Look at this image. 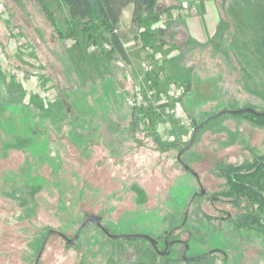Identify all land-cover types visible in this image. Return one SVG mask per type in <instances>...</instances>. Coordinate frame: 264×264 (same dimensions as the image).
<instances>
[{
	"label": "rangeland",
	"instance_id": "374dc122",
	"mask_svg": "<svg viewBox=\"0 0 264 264\" xmlns=\"http://www.w3.org/2000/svg\"><path fill=\"white\" fill-rule=\"evenodd\" d=\"M159 1L147 30L124 10L123 58L106 32L69 35L60 0H43L47 11L0 0V264H34L50 229L72 238L87 214L111 234L162 245L198 191L183 164L208 196L224 187L215 166L264 160V121L218 115L264 111V0H216L215 34L203 41ZM200 211L216 218L188 207L177 234L187 256L264 253L263 226L232 230L223 213ZM149 245L88 223L73 244L50 236L38 264H134Z\"/></svg>",
	"mask_w": 264,
	"mask_h": 264
},
{
	"label": "trees",
	"instance_id": "16d2710c",
	"mask_svg": "<svg viewBox=\"0 0 264 264\" xmlns=\"http://www.w3.org/2000/svg\"><path fill=\"white\" fill-rule=\"evenodd\" d=\"M38 1L40 2L43 10L47 11L45 5L43 4V0ZM60 1L67 7L70 24L69 35H72L76 28H81L82 31H88V33L106 32L109 37L110 45L119 54H121L123 58H126V53L120 42V36L117 33V29L124 7L129 3L132 4L131 22L137 27H145L144 30L149 29V22H152L150 16L159 14L160 12L159 9L157 10L159 6V0ZM171 7L172 6L166 7L165 10H168ZM132 114L136 115V112L133 111ZM241 115H244L245 117H248L249 119L258 123L264 121V117H257L251 113L245 112ZM216 170L218 172L217 175L224 179V187L219 189L217 195L223 198H235L236 204H242L245 202L247 203V208L230 213L232 217L239 222V224L236 225L242 226L243 228L264 226V223H261V219L264 216V160L262 162H254L250 165L249 163L243 164L236 168H230L226 165L218 166ZM234 171L237 173L234 175V179L230 181V178L227 176V174L233 173ZM230 182L233 186H231ZM206 198L209 199L210 195L206 196ZM221 213H223V216L226 214L225 212ZM203 216L210 218L208 215H206V213H203L202 217ZM169 231L166 232L168 238H176L178 236L176 228L172 229V233L170 234ZM52 235L58 234H51L50 236ZM61 238L64 239L63 237ZM48 239L44 245V248L48 242ZM43 251L38 259L37 264L41 259Z\"/></svg>",
	"mask_w": 264,
	"mask_h": 264
},
{
	"label": "crops",
	"instance_id": "0c3cea01",
	"mask_svg": "<svg viewBox=\"0 0 264 264\" xmlns=\"http://www.w3.org/2000/svg\"><path fill=\"white\" fill-rule=\"evenodd\" d=\"M163 2L172 6L168 9V12L174 15L175 20L173 21L185 26L195 41H203L215 34L219 11L216 6V0H163ZM127 8L129 10L128 20L131 21L132 4L129 3L122 11L119 24L123 22V13ZM262 236L264 239V233ZM238 252H242V249H238ZM238 252L233 249L227 252L226 255L217 252L216 254H209L196 259L191 257L188 259H176L175 257L160 256L149 245L141 248L134 264H264V253L254 256L252 261L249 259H241L242 261H240L238 260V257H240Z\"/></svg>",
	"mask_w": 264,
	"mask_h": 264
},
{
	"label": "flooded vegetation",
	"instance_id": "af4514ba",
	"mask_svg": "<svg viewBox=\"0 0 264 264\" xmlns=\"http://www.w3.org/2000/svg\"><path fill=\"white\" fill-rule=\"evenodd\" d=\"M259 161L262 162V160H259ZM223 165H226L230 168H236L242 164L233 165L232 161H229L228 163L222 164L221 166H223ZM201 166H204L206 170H210L209 169L210 165L206 166V163H203V165H201ZM244 166H246V165H244ZM183 168L197 180V185H198V191L193 192L192 195L190 196V199H191L192 196L195 194L193 199H192L191 204L189 205V207H191V205H192L193 208H196V210H198L200 212L199 213L200 216H202L200 210L206 211L207 208H210L213 211H217V212L218 211L219 212H225L226 213L225 216H218L221 219V221L230 222L232 225V227H231L232 230L233 229L238 230V231H239V229L241 230L243 227L236 225V224H239V222L236 219H234L230 213L247 208V203L245 202L242 204H236L235 198H223V197L217 195L216 193H212V194H210V198L208 199V201H206L205 204H202L201 203L203 201L202 198L207 196L208 190L206 188H204V184L202 183V181H200V179H199L200 174L197 171H195V169L193 167H190L188 165L183 164ZM214 169H217V167L215 166ZM210 173L211 172H209V176H210ZM236 173L237 172L234 171L233 173L227 174V176H229V178H230V181H232L234 179V175ZM214 184H215L214 182L213 183L211 182V185H214ZM231 186H233L232 183H231ZM202 188L204 189L205 192H204V194H199ZM211 191L214 192L213 189H211ZM187 206H188V203L186 204V207ZM206 215H208L210 217V218L205 217L206 219L216 218L215 215L209 214L207 212H206ZM187 216H188V214H186V209H185L181 223L178 226L174 227V228H176L177 233L182 232V231H183V233H185L184 227H185V224L187 222ZM261 223H264V220H262ZM174 228H172V229H174ZM172 229L169 231V234L172 233ZM244 229H246V228H244ZM238 231H236L234 233H238ZM187 234L190 235L191 233L189 232ZM155 240H156V242L154 245H152L150 243L149 244L153 247V249L155 251L157 249L159 252H169V254L167 256H164V257H168V258H174L175 257L176 259H184V258L188 259V258H190L185 253V251L188 248V246L186 244V239L180 237V235H178L176 238H168L167 233H165V235L163 236V239H162V245H159V243H158L159 239L158 238H155ZM171 241H178V242L170 244ZM175 244L177 245V247L174 248L173 245H175ZM233 248H234V250L238 249L235 247H233ZM174 250H176L177 252H175ZM235 251H237V250H235ZM223 254L226 255L227 252H224Z\"/></svg>",
	"mask_w": 264,
	"mask_h": 264
},
{
	"label": "water",
	"instance_id": "95a60500",
	"mask_svg": "<svg viewBox=\"0 0 264 264\" xmlns=\"http://www.w3.org/2000/svg\"><path fill=\"white\" fill-rule=\"evenodd\" d=\"M225 112H230V113H233V114H242V113H245V112H246V113H251V114H253V115L257 116V117H264V111H257V110H256L255 108H253V107H244V108H241V109H238V110H229V111L224 110V111H220V112L218 113V115H222V114L225 113ZM201 125H202V124H201ZM201 125L196 126V127L193 129V130H194V131H193V136L195 135L196 131L200 128ZM192 138H193V137H192ZM191 141H192V139L190 140V142H191ZM188 145H189V144H188ZM204 192H205V191H204V189L202 188L199 194H204ZM194 195H195V194H194ZM194 195H193L192 198L189 200V202H188V206H187V209H188L189 205L191 204ZM187 209H186V210H187ZM88 223H93V224L97 225V226H98V227L104 232V234H105L107 237L111 238V239H116V238H119V237H120V238H121V237H123V238H144V239H146V240H147L150 244H152V245H154L155 242H156V240H155L154 238H150L149 236H147V235H142V234H136V235H125V236H118V235L111 234L108 230H106V229L101 225V218H100L99 216H97V215H95V214H89V215H87V216L85 217L84 221L82 222V224L80 225V227L77 229L75 235H74L72 238H69L68 236H66L65 234H63V233H61V232H59V231H57V230L50 229V230L47 232V234H46V237H45V239H44V241H43V244H42V246H41V248H40V250H39V252H38V255H37L36 259H35L34 264H37L38 259H39L40 255H41L42 251H43L44 245H45V243H46L48 237H49L51 234H58L59 236L63 237V238L67 241L68 244H73V243L76 241V238H77L79 232L81 231V229H83ZM177 242H178V241H171L170 244L177 243ZM213 251H217V250L214 249ZM213 251H210L209 253H211V252H213ZM156 252H157L160 256H167V255L169 254V252H159L157 249H156ZM209 253H208V254H209ZM206 255H207V254H206ZM206 255H205V256H206ZM184 259H186V258H184Z\"/></svg>",
	"mask_w": 264,
	"mask_h": 264
}]
</instances>
